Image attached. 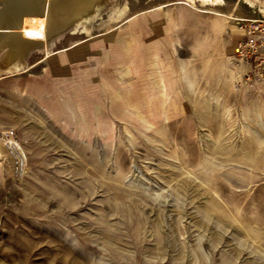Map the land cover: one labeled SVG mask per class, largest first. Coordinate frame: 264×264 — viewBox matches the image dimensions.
I'll use <instances>...</instances> for the list:
<instances>
[{"label":"rangeland","instance_id":"374dc122","mask_svg":"<svg viewBox=\"0 0 264 264\" xmlns=\"http://www.w3.org/2000/svg\"><path fill=\"white\" fill-rule=\"evenodd\" d=\"M197 3L225 16L110 0L89 32L0 69V143L8 131L26 156L17 175L0 152L3 262L264 264V79H249L252 59L239 54L264 0ZM92 43L98 64L119 63L101 81L117 127L102 103L86 121L83 82L59 105L58 59ZM39 74L48 91L37 97L25 86Z\"/></svg>","mask_w":264,"mask_h":264},{"label":"bare ground","instance_id":"6f19581e","mask_svg":"<svg viewBox=\"0 0 264 264\" xmlns=\"http://www.w3.org/2000/svg\"><path fill=\"white\" fill-rule=\"evenodd\" d=\"M200 1L203 5H216L222 0ZM178 2L189 4L199 12L225 16L218 11L199 8L197 0ZM109 4L110 0H0V69L7 70V73L25 69L27 56L33 51L51 55L53 45L65 34L89 32L92 20L101 16ZM78 43L80 41L72 46ZM7 132H4L3 143H0V152L6 148L14 159V172L23 174L26 156L15 138L8 136ZM0 264L6 263L0 259ZM94 264L106 263L96 259Z\"/></svg>","mask_w":264,"mask_h":264},{"label":"crops","instance_id":"0c3cea01","mask_svg":"<svg viewBox=\"0 0 264 264\" xmlns=\"http://www.w3.org/2000/svg\"><path fill=\"white\" fill-rule=\"evenodd\" d=\"M99 48V49H98ZM100 47L98 43H92L89 48L84 51L83 56L78 59L69 60V57H61L58 59L59 67L55 71V80L59 89H62L63 92L59 105H64L67 103V98L63 99L66 93H71L73 95L77 92L78 85L80 82L84 83V95L86 98V110L89 111L86 117V121H90L92 123L95 122L94 115V107L97 103H102L107 116L113 117L115 121V125L120 120L118 117H114L111 115L109 110V101L105 97V87L101 82L103 75L111 76L114 73V68L119 66V63L114 62L112 66L98 64L97 60L99 58ZM42 75V76H41ZM39 74L38 77L32 78L26 82V89L30 94L35 96H39V94L45 92L47 93V77L44 74ZM38 90L37 92L34 90ZM38 93V94H37ZM57 106V105H56ZM58 107V106H57ZM83 111H78L77 115L80 116ZM78 119V116L76 118ZM75 120V119H73ZM64 125V124H63ZM97 134L100 136L98 132H94L92 136Z\"/></svg>","mask_w":264,"mask_h":264},{"label":"built area","instance_id":"2783aa9c","mask_svg":"<svg viewBox=\"0 0 264 264\" xmlns=\"http://www.w3.org/2000/svg\"><path fill=\"white\" fill-rule=\"evenodd\" d=\"M244 39L241 41L240 53L252 59V76L264 79V19H244Z\"/></svg>","mask_w":264,"mask_h":264}]
</instances>
